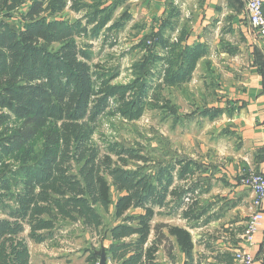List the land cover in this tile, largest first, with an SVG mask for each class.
Returning a JSON list of instances; mask_svg holds the SVG:
<instances>
[{
  "label": "trees",
  "instance_id": "obj_1",
  "mask_svg": "<svg viewBox=\"0 0 264 264\" xmlns=\"http://www.w3.org/2000/svg\"><path fill=\"white\" fill-rule=\"evenodd\" d=\"M93 1L0 0V14L8 16L29 5L19 12L21 25L0 21V264H29L27 230L29 239L43 242L63 220L94 229L107 226L111 204L118 221L107 234L112 262L158 264L159 246L166 241L171 247L169 237L192 259L190 231L153 225V220L169 197L180 203L194 192L197 184L189 177L202 166L180 157L158 160L155 172L131 168L130 162L150 160L117 142L103 150L94 136L105 115L133 121L146 109L160 107L162 100L168 102L164 92L192 79L208 47L188 45L185 29L178 35L165 33L174 30L171 18L179 14L171 5L160 30L138 43L143 54L131 65L129 81L117 82L119 70L91 63L89 42L123 27L130 14L111 24L113 8ZM66 8L86 12L75 20L63 19L59 15ZM255 55L264 77V61L256 49ZM188 179L192 184L185 189L180 182ZM194 205L183 209L182 216L195 220ZM152 232L156 237L149 245Z\"/></svg>",
  "mask_w": 264,
  "mask_h": 264
},
{
  "label": "crops",
  "instance_id": "obj_2",
  "mask_svg": "<svg viewBox=\"0 0 264 264\" xmlns=\"http://www.w3.org/2000/svg\"><path fill=\"white\" fill-rule=\"evenodd\" d=\"M116 1L131 4L128 21L135 18V12L145 14L144 33L158 32L163 21L170 15L171 5L175 6L179 14L178 17L171 18L175 21L174 30L166 29L165 33L179 34L185 29L188 45L202 43L209 50L208 55L199 61L193 78L198 72L203 74L200 79L206 90L203 88L201 95L207 104L205 103L204 107L195 105V108L202 115L203 123L211 126L214 138L211 145L206 148L202 146V152H196L192 158L202 166L194 176L189 177L193 178L197 185L193 187L194 192L186 194H195V198L188 203H179L175 198L169 197L168 206L173 205L175 208L179 204L187 208L195 202L196 219L188 220L177 212L175 215L179 223L174 224L190 231L194 245L192 259L189 260L178 245L174 244L175 238L169 237L172 245L170 247L166 241L161 243L156 255L157 263L238 264L234 257L235 251L245 248L258 258L259 264H264V223L256 233L252 245H247L241 240L252 211L250 205L254 194L249 187L238 183V177L242 168L264 173V77L259 72L255 55L256 49L264 61V36L258 34L251 26L245 1ZM28 2L30 3V0ZM28 7L29 5L22 8L20 12H26ZM17 21L18 26L21 25L22 20ZM208 69L211 72L215 70L218 74L211 75L218 87L213 90L209 88V91L206 84L208 80L205 78L209 76ZM207 110L210 114L220 110L222 113L211 117L204 114ZM225 153V159H220H223V162L213 160L216 155ZM204 157L207 160L203 159ZM186 181L180 182L185 189L192 184ZM161 208H157L154 224L170 223L173 214H165L166 207ZM114 212L115 205H112L110 213L113 215ZM132 212L140 213L142 210L134 209ZM193 221L196 226H192ZM59 224L61 225L56 226L52 235L45 241L35 242L29 239V264H98L102 249H105L108 255V248L112 243L109 236L94 244L93 240L96 238L87 233L82 235L80 229H77L81 226L83 230L86 228L79 222L63 220ZM155 237L152 232L149 245ZM108 263L117 264L111 261L109 255Z\"/></svg>",
  "mask_w": 264,
  "mask_h": 264
},
{
  "label": "rangeland",
  "instance_id": "obj_3",
  "mask_svg": "<svg viewBox=\"0 0 264 264\" xmlns=\"http://www.w3.org/2000/svg\"><path fill=\"white\" fill-rule=\"evenodd\" d=\"M95 3V1L90 0V4ZM100 5L103 7L108 6L113 8L111 24L119 20L122 14L126 12L128 13V10H131V4L123 1L117 2L116 0H103ZM24 7L26 6H23L22 8ZM22 8L18 11H15L13 14H9L11 16H8L7 13L0 14V21L8 20L11 23H14L15 26H18L19 22L17 20L21 19L18 16V13L22 10ZM68 9L69 8H66L59 15V17L63 19L75 20L81 18L84 15V12H86V10H84L78 13L74 11L72 12L70 9ZM135 13H137L135 18H133L131 21L127 20L123 27L111 31H104L99 38L89 42L92 43L91 49L93 51L91 63L93 65L99 63L119 70L120 74L117 77V82L129 81L131 78V65L135 63V61L138 60L143 54L140 48L137 47L138 43H141L145 37L153 35L150 32L144 33V21L146 19L145 14L143 15L141 12ZM12 16L14 17L12 18ZM78 40L79 42L83 41L81 39ZM151 40L148 41V45H152ZM209 71L210 69H208V72ZM205 74H207V72ZM213 74L218 76L216 71L213 70L212 72H209L208 77H205L208 80L206 83L208 86V91L209 88L213 90L218 87V85L214 84L212 80L213 76L211 77V75ZM202 75L203 74L198 72L194 78L192 77V82L190 80L186 83H183L179 87H173L165 91L164 94L165 97L168 98V100H166L168 102L162 100V105L160 107L156 109H146L142 117L137 120L127 121L119 118L116 115L103 116L98 124L94 140L103 150H106V145L108 143L114 142L126 147H134L138 150L139 154L148 157L150 161L147 163L142 161L130 162L131 168L143 167L153 172H155V168L153 167L157 164L158 160H162L164 162L165 159L174 160L180 157H189L191 159L194 158L195 153L202 152V146L206 148L208 145H211V140L214 138V133L213 131L211 132V126L209 124L206 125L203 123L202 115L199 113L198 109L195 108V105H201L200 107H204L207 104L201 95L204 91L203 88L205 89V85L200 79V76ZM208 154L210 155V152ZM226 155V153L223 155H216L213 160L220 161L221 157L225 159ZM206 157L207 159L209 158V156ZM206 157L203 159H206ZM223 159L220 162H223ZM174 163L175 162H172V165H174ZM177 169L178 168H176L173 172L175 176L177 175ZM249 170L250 169H241L240 175L238 177L239 184H241V176L247 173ZM186 182L191 183L192 181L187 180ZM117 196L118 193L115 191V189H113V198H117ZM187 197H189V199ZM194 198L195 194H185L183 200L185 203H188ZM169 204L162 207L161 209L166 207L164 213L173 214L172 221L168 224H178L179 222L177 221L175 214L178 212V214L181 213L182 215V211L186 206L178 204L174 208L173 205L168 207ZM112 205L114 204H111V206ZM177 209L179 210L177 211ZM79 223L83 225L82 222ZM114 223H118V221L113 218L112 213H105V224L107 226L96 229L89 228L90 230H88V227L85 226L86 228H84V230L86 229V231H84L82 226L79 225L81 228L77 229H80V233L82 235L85 233L92 235L94 238H96L93 240V243L98 244L101 238L103 239L107 236L109 225H113ZM160 223L161 222H156L154 224L153 222V225ZM195 224L196 222L193 221L192 226H196ZM60 225L61 224H58L57 226ZM89 231H91V233ZM24 236L28 242V230L24 233Z\"/></svg>",
  "mask_w": 264,
  "mask_h": 264
},
{
  "label": "built area",
  "instance_id": "obj_4",
  "mask_svg": "<svg viewBox=\"0 0 264 264\" xmlns=\"http://www.w3.org/2000/svg\"><path fill=\"white\" fill-rule=\"evenodd\" d=\"M244 1L251 26L258 34L264 36V0ZM240 183L249 187L254 194L250 205L252 211L241 236L243 243L252 245L256 233L264 223V173L250 169L241 176ZM234 257L238 264H259L258 258L245 248L237 249Z\"/></svg>",
  "mask_w": 264,
  "mask_h": 264
},
{
  "label": "water",
  "instance_id": "obj_5",
  "mask_svg": "<svg viewBox=\"0 0 264 264\" xmlns=\"http://www.w3.org/2000/svg\"><path fill=\"white\" fill-rule=\"evenodd\" d=\"M99 264H109L108 263V256H107V253H106L105 249H102L100 251V261H99Z\"/></svg>",
  "mask_w": 264,
  "mask_h": 264
}]
</instances>
